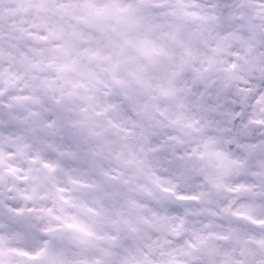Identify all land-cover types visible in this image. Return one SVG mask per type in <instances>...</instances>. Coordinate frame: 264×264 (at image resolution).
Here are the masks:
<instances>
[{"label":"clouds","instance_id":"9594fccd","mask_svg":"<svg viewBox=\"0 0 264 264\" xmlns=\"http://www.w3.org/2000/svg\"><path fill=\"white\" fill-rule=\"evenodd\" d=\"M0 264H264V0H0Z\"/></svg>","mask_w":264,"mask_h":264}]
</instances>
